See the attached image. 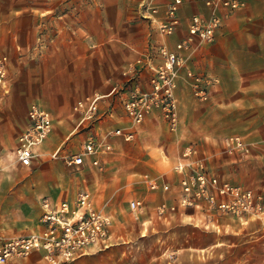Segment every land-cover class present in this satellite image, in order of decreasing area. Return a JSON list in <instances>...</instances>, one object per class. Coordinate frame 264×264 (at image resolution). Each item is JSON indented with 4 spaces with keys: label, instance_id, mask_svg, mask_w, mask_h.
Returning a JSON list of instances; mask_svg holds the SVG:
<instances>
[{
    "label": "crops",
    "instance_id": "0c3cea01",
    "mask_svg": "<svg viewBox=\"0 0 264 264\" xmlns=\"http://www.w3.org/2000/svg\"><path fill=\"white\" fill-rule=\"evenodd\" d=\"M142 1L92 0L91 3L79 8L78 13L72 17L71 8H69L71 0H0V50L8 53L10 57L9 89L11 90L10 94L6 93L0 101L8 94L6 105H17L18 100H23L25 124L28 109L26 106H29L32 101L39 102L50 112L54 127L45 146L48 148L55 145L51 153L59 146L74 151L72 150L75 148L74 145H80L83 132H77L80 116L73 111V105L93 93L101 95L98 99L99 117L95 121V129L99 134L111 128L129 125V118L113 89L127 79L137 60L144 58L143 55L148 53L149 45L166 43L173 47L175 41L186 33L188 16L195 11H205L200 3H185L179 9L180 25L172 34L163 35L156 30L154 24L141 15L139 3ZM153 1L160 6L158 16H161L162 4L166 0ZM59 4H63L59 7L61 10H56ZM48 11H58L57 15L50 13L47 16L57 27L52 29V34L48 31L44 33L50 38L46 40V45L41 51L36 53L30 48L39 35L40 14ZM73 22L78 25L75 29H72ZM16 46L21 47V52L16 49ZM186 56L187 66L204 68L205 72L219 78L210 97L217 100L218 98L243 100L263 97L264 0H249L245 8L235 11L226 19L212 43L205 44L201 49L198 47L194 52L186 53ZM159 61V56L152 58L153 63ZM148 74V68L144 67L142 84L147 83ZM190 93L192 90L185 78V67L181 66L178 69L175 88L177 109L181 117L186 106L185 101ZM153 113L161 116L158 111H152L145 119L149 122L153 121L154 116H150ZM7 117L10 121V116ZM138 126L136 133L141 129L153 130V125L149 127L147 124L145 128L142 125L140 128ZM117 139L124 140L117 135L110 137L113 151L109 157H102V167L112 159L115 153L114 141ZM177 156L165 169L153 174L162 175L173 184V189L150 190L145 186L150 191V198L154 202H147L144 199L146 208L140 219L133 221L126 210V202L125 210L131 221L126 229L123 232L118 231V225L116 221H113L112 232L117 237L115 243L102 250L90 249L77 259L78 264H106V261H108L107 264H137L136 235L139 234L142 237L152 232L165 230L167 226H172L178 221L188 222L205 230H224V232L247 235L242 238L243 243L262 238L264 222L258 218L240 221L236 217L223 215L209 227L193 220L191 216L195 213L175 212L168 219L154 218L153 206L162 200L172 201L175 197L177 187L175 183L179 174L173 170L172 166ZM51 158L54 159V166L47 164L30 173L18 172L9 177L7 183L2 186L1 181L4 179L0 178V195L4 197L3 207L9 209L13 202H18L23 215L21 219L15 221V224L24 230L14 235L41 229L40 198L42 196H48L53 200H72L77 191L82 188L81 185L75 186L69 171L62 172V168L55 170L56 160L60 161L65 169L73 170L74 168L66 165L60 157L52 156ZM85 162L83 166L98 168L91 165L87 158ZM34 164L31 166L33 167ZM143 172L149 171L134 172L132 170L133 175L127 185L139 180V175ZM257 182L243 184L256 185ZM105 205L99 206L110 212ZM6 212L0 213V233L3 235L7 234V229L14 222ZM125 241L129 242L119 245ZM261 243H264V239ZM214 244L216 243L209 242L206 247ZM39 254L33 252L23 259ZM152 257L153 255H149L148 260ZM252 257V250L246 244L240 257L233 264H251Z\"/></svg>",
    "mask_w": 264,
    "mask_h": 264
},
{
    "label": "built area",
    "instance_id": "2783aa9c",
    "mask_svg": "<svg viewBox=\"0 0 264 264\" xmlns=\"http://www.w3.org/2000/svg\"><path fill=\"white\" fill-rule=\"evenodd\" d=\"M189 2L200 3L205 11H195L187 18L186 33L170 47L166 43L149 45L148 53L139 58L127 79L115 87L119 101L129 118V125L111 128L99 134L95 121L99 117V93H93L78 100L73 111L79 113L77 132H83L80 149L71 151L57 147L51 155L60 157L72 168L85 165L86 158L91 165L102 168V157H109L113 151L111 136L132 140L136 127L152 111H158L167 126L174 130L179 123L175 88L178 69L185 67V78L193 95L208 99L217 86L219 78L205 71H195L186 65V53L194 52L201 44L212 43L226 19L249 0H166L160 6L153 0L139 3L141 15L154 24L156 30L169 35L181 23L179 9ZM47 36L40 33L30 50L38 53L46 45ZM18 51L20 46H16ZM21 52V51H20ZM160 61L153 63L152 58ZM9 54L0 50V99L9 92ZM149 74L147 83L142 84L143 68ZM53 119L50 112L37 101L30 102L27 122L17 134L16 159L23 165L31 166L36 161V146L51 132ZM224 149L228 152L249 150V143L238 134L223 138ZM197 149L189 144L177 156L172 168L179 174L175 183V197L172 201L162 200L153 206V216L168 219L173 213H195L193 220L205 227L215 224L221 216H233L240 221L262 219L264 221V169L256 185L233 182L207 168ZM139 180L150 190L170 191L173 184L162 175L143 172ZM41 229L14 236L0 233V264H11L40 253L46 264H77V259L90 249L102 250L113 245L112 215L102 206L96 205L85 188H80L72 200H53L48 196L40 198ZM146 208L144 198L135 196L127 201L126 210L133 221L140 219Z\"/></svg>",
    "mask_w": 264,
    "mask_h": 264
},
{
    "label": "rangeland",
    "instance_id": "374dc122",
    "mask_svg": "<svg viewBox=\"0 0 264 264\" xmlns=\"http://www.w3.org/2000/svg\"><path fill=\"white\" fill-rule=\"evenodd\" d=\"M91 2L92 0H71L69 8H71L72 17L78 13L79 8ZM62 5L59 4L56 10H61L59 7ZM57 12L48 11L40 14L39 34L47 33V31L52 34V29L57 25L50 22L47 16L50 13L57 15ZM77 26V23L73 22L72 29ZM204 45L201 44L199 49ZM192 69L200 72L205 70L204 68ZM9 91L11 92L10 89ZM188 97L182 117L178 112L179 123L174 130L167 126L161 116L155 113L150 114L154 116L153 121L149 122L145 119L146 121L144 120L138 128L141 125L145 128L148 124L149 127L153 125V130L143 131L141 129L131 141L115 140V153L101 169L81 166L68 170L56 160L55 170L62 168V172L69 171V176L73 178L75 186L81 185L80 187L87 189L95 204H106L113 221H116L118 225V231L122 232L131 222L125 210L129 197L140 196L144 197L147 202H154L150 198V191L142 181L136 178L133 184L127 185L133 175L132 170L134 172L146 170L157 174L170 165L189 144L196 147V155L202 157L204 164L211 171L233 182L259 181L264 169V96L243 100L219 98L217 100L214 97L200 100L190 93ZM6 98L0 101V178L4 179L0 180L1 186L7 183L9 177L18 172L30 173L42 165L54 166L55 164L54 159L51 158V151L55 145L48 148L45 146L53 128L49 135L36 146L37 159L33 167L23 165L16 159L17 134L25 124L24 101L18 100L17 105L9 106L6 105ZM230 134H238L248 141L249 150L247 152L226 151L223 138ZM74 146L72 150L80 149V145ZM135 175L138 177V174L135 173ZM3 198L0 195V213L7 211L6 213L14 221L5 234L9 237L24 230L15 224V221L21 219L23 215H21L18 202H13L9 209H5ZM246 236L236 232H224V230H205L188 222L178 221L172 226H167L165 230L152 232L142 237L137 234L135 237L137 239L135 243L138 245L136 263L233 264L247 244L253 254L250 259L251 264H264V243H261L264 235L261 239L243 243L242 238ZM126 242L129 241L119 245L127 244ZM209 242L216 244L206 247ZM149 255H153L151 260H148ZM11 264L46 263L39 254Z\"/></svg>",
    "mask_w": 264,
    "mask_h": 264
}]
</instances>
